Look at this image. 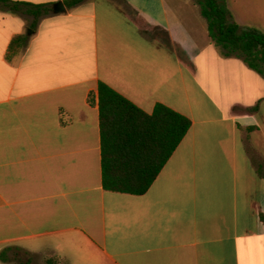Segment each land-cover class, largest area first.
Listing matches in <instances>:
<instances>
[{"label":"crops","instance_id":"1","mask_svg":"<svg viewBox=\"0 0 264 264\" xmlns=\"http://www.w3.org/2000/svg\"><path fill=\"white\" fill-rule=\"evenodd\" d=\"M226 1L264 31V0ZM31 20L0 10V264H264V76L212 43L195 0ZM100 82L191 119L143 195L103 186Z\"/></svg>","mask_w":264,"mask_h":264},{"label":"trees","instance_id":"2","mask_svg":"<svg viewBox=\"0 0 264 264\" xmlns=\"http://www.w3.org/2000/svg\"><path fill=\"white\" fill-rule=\"evenodd\" d=\"M84 1L64 3L72 8ZM195 3L207 22L212 43L222 54L242 59L264 76V31L234 21L226 0H195ZM52 5L0 0V10L31 17L29 27L33 31L42 19L52 15ZM29 41L28 34L14 36L7 58L23 52ZM99 108L104 188L145 194L188 133L191 119L162 103L147 113L105 82L99 84Z\"/></svg>","mask_w":264,"mask_h":264},{"label":"water","instance_id":"3","mask_svg":"<svg viewBox=\"0 0 264 264\" xmlns=\"http://www.w3.org/2000/svg\"><path fill=\"white\" fill-rule=\"evenodd\" d=\"M67 11V7L66 4L64 3V1H58L56 3L53 4L52 6V12L53 14H61ZM32 30H29L28 34L31 35L32 34Z\"/></svg>","mask_w":264,"mask_h":264},{"label":"rangeland","instance_id":"4","mask_svg":"<svg viewBox=\"0 0 264 264\" xmlns=\"http://www.w3.org/2000/svg\"><path fill=\"white\" fill-rule=\"evenodd\" d=\"M19 259L22 260L23 264H25V260H27V257H26V255L21 254L19 256ZM32 264H59V262H58L57 258L53 256L50 263L45 262L44 259H36L33 261Z\"/></svg>","mask_w":264,"mask_h":264}]
</instances>
